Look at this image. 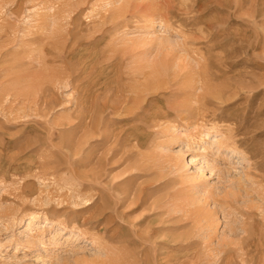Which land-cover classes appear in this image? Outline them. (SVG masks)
Instances as JSON below:
<instances>
[{
    "label": "rangeland",
    "instance_id": "rangeland-1",
    "mask_svg": "<svg viewBox=\"0 0 264 264\" xmlns=\"http://www.w3.org/2000/svg\"><path fill=\"white\" fill-rule=\"evenodd\" d=\"M0 264H264V0H0Z\"/></svg>",
    "mask_w": 264,
    "mask_h": 264
}]
</instances>
